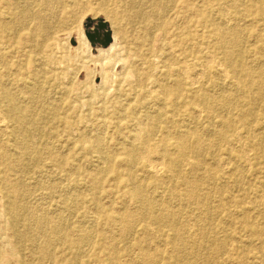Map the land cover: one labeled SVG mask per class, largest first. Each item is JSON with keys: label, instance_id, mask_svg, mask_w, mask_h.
Masks as SVG:
<instances>
[{"label": "rangeland", "instance_id": "rangeland-1", "mask_svg": "<svg viewBox=\"0 0 264 264\" xmlns=\"http://www.w3.org/2000/svg\"><path fill=\"white\" fill-rule=\"evenodd\" d=\"M0 114V264H264V0H0Z\"/></svg>", "mask_w": 264, "mask_h": 264}, {"label": "water", "instance_id": "water-1", "mask_svg": "<svg viewBox=\"0 0 264 264\" xmlns=\"http://www.w3.org/2000/svg\"><path fill=\"white\" fill-rule=\"evenodd\" d=\"M83 25L85 28L84 36L91 46H101L105 48L111 43L112 34L108 23H106L104 19L88 18ZM71 43L73 45L75 44L74 41H71Z\"/></svg>", "mask_w": 264, "mask_h": 264}, {"label": "bare ground", "instance_id": "bare-ground-1", "mask_svg": "<svg viewBox=\"0 0 264 264\" xmlns=\"http://www.w3.org/2000/svg\"><path fill=\"white\" fill-rule=\"evenodd\" d=\"M136 2V0H132V4H134ZM138 7V6H137ZM227 12V11H226ZM152 14V13H151ZM152 16H154V15H152ZM32 18V17H31ZM141 18V17H140ZM45 21V20H44ZM105 21V20H104ZM106 22V21H105ZM106 23H108V22H106ZM109 25V24H108ZM228 25V24H227ZM91 29H93V28H91ZM109 29H110V31H111V34H112V41H111V43L107 46V47H105V48H108V47H110V45L114 42V37H113V33H112V30H111V28H110V25H109ZM74 41V40H73ZM75 43H77V41H74ZM79 42H81L80 40H79ZM84 47L86 48V49H84L85 51L86 50H88V49H90V46H89V44L88 43H86V42H84ZM94 49L96 48V49H100L101 47L100 46H94L93 47ZM103 48V47H102ZM93 50V49H92ZM94 53V52H93ZM212 55H210V57H211ZM209 59H212V58H209ZM208 61V60H207ZM218 62V61H217ZM212 64V63H211ZM215 64H216V61H215ZM219 64V63H218ZM188 65V64H187ZM195 65V64H194ZM198 65V64H197ZM186 66V65H185ZM190 66H192V65H190ZM204 66V65H203ZM206 66V65H205ZM207 66H209L208 64H207ZM198 67H200V66H198ZM202 68V67H201ZM204 68H206V67H204ZM203 68V69H204ZM202 69V70H203ZM218 69V68H217ZM222 69V68H221ZM225 69V68H224ZM223 69V70H224ZM185 70H187L186 68H185ZM188 70H190V68H188ZM197 70V69H196ZM199 70V69H198ZM204 70H206V69H204ZM204 70H203V72H204ZM210 70V69H209ZM183 71H184V69H183ZM191 71V70H190ZM194 71V70H193ZM192 71V72H193ZM201 72V71H200ZM223 72V71H222ZM227 72V70H225V73ZM190 73V72H189ZM195 73V72H194ZM198 73H199V71H198ZM197 73V74H198ZM208 73V72H207ZM223 74V75H225L224 77L226 78V75H228V74ZM185 76H186V74H184ZM190 75V74H189ZM200 75H201V73H200ZM204 75V74H203ZM202 76V75H201ZM191 77V76H190ZM196 77V76H195ZM190 79V78H189ZM191 81V80H190ZM263 91V90H262ZM236 96V95H235ZM233 101V100H232ZM1 115V114H0ZM1 120V119H0ZM3 121V120H2ZM0 123H2L1 121H0ZM5 123V122H4ZM137 130V129H136ZM142 131V130H141ZM254 132H255V130H253ZM240 132V131H239ZM253 132V133H254ZM140 133V132H139ZM241 133H244V131H242ZM138 134V133H137ZM234 134H236V132L234 133ZM140 135V134H139ZM242 135V134H241ZM240 135V136H241ZM246 135V134H245ZM240 136H238L239 138H240ZM244 136V135H243ZM247 136V135H246ZM246 136H244L243 137V139L246 137ZM229 139V138H228ZM232 140V139H231ZM241 140V139H240ZM229 141V140H228ZM238 141V140H237ZM134 142V141H133ZM230 142V141H229ZM232 142V141H231ZM230 142V143H231ZM233 144H234V142H233ZM235 144H237L236 143V141H235ZM234 144V145H235ZM246 145V144H245ZM245 145H243V146H245ZM178 146H179V152H183V149H184V147H183V144H181L180 142L178 143ZM218 147V146H217ZM232 147H233V145H232ZM235 147V146H234ZM244 148V147H243ZM246 148V147H245ZM249 148V147H248ZM205 151V150H204ZM246 151V150H245ZM244 151V152H245ZM250 151V150H249ZM32 152V151H31ZM232 152V151H231ZM151 153V152H150ZM250 153V152H249ZM214 154V153H213ZM246 154H247V151H246ZM151 155V154H150ZM154 155V154H153ZM152 155V156H153ZM161 155V154H160ZM148 156V155H147ZM243 156H244V154H243ZM246 156V155H245ZM155 157H157V156H155ZM158 157H160V156H158ZM161 157L162 158H164L162 155H161ZM161 157H160V160H161ZM29 158V157H28ZM138 158V157H137ZM158 159V158H157ZM223 159V158H222ZM248 159H249V156H248ZM248 159H247V161H248ZM147 160H149L148 158H147ZM160 160H159V162H160ZM164 160V159H163ZM162 160V161H163ZM151 161H154V160H151ZM155 161H158V160H155ZM220 161V160H219ZM148 162H150V161H148ZM183 162V161H182ZM182 162H180V163H182ZM187 162V161H186ZM224 162V160L222 161V163ZM249 162H250V160H249ZM151 163V162H150ZM154 163V162H153ZM152 163V164H153ZM162 163V162H161ZM248 163V162H247ZM149 164V163H148ZM225 164V163H224ZM227 164H229V163H227ZM246 163H244V165H245ZM154 165H155V163H154ZM156 165H157V162H156ZM181 165V164H180ZM190 165V164H189ZM220 166H221V164H219ZM250 165V164H249ZM158 166V165H157ZM156 166V167H157ZM172 166L173 167H176V166H178V163L177 162H174L173 164H172ZM184 166V165H183ZM186 166H187V164H186ZM150 167V166H149ZM249 167V166H248ZM159 168V166L157 167V168H154L155 170H157ZM160 168H162V166L160 167ZM221 168V167H220ZM246 168V167H245ZM151 169H153V168H151ZM172 171V170H171ZM178 171V170H177ZM156 173H159V172H157L156 171ZM170 176V175H169ZM239 176V175H238ZM242 176V175H241ZM50 179V178H49ZM204 179V178H203ZM216 183V182H215ZM214 188V187H213ZM55 190V189H54ZM155 193V192H154ZM257 193H259V192H257ZM137 194H139L140 195V192H137ZM163 197V196H162ZM212 199V198H211ZM226 201V200H225ZM253 203H255V202H253ZM160 205V204H159ZM149 207V206H148ZM161 208V207H160ZM211 209V208H210ZM41 211V210H40ZM159 213V212H158ZM157 214V213H156ZM180 214V213H179ZM200 215V214H199ZM205 216V215H204ZM212 216V215H211ZM236 216V215H235ZM41 221V220H40ZM39 221V222H40ZM66 221V220H65ZM32 223V222H31ZM188 224V223H187ZM190 224V223H189ZM39 226H40V224H39ZM138 226V225H137ZM164 226V225H163ZM41 227V226H40ZM59 227V226H58ZM152 227V226H151ZM193 227V226H192ZM39 228V227H38ZM169 228V227H168ZM177 228V227H176ZM61 230V229H60ZM191 231V230H190ZM207 233V232H206ZM150 235V234H149ZM213 237V236H212ZM176 239H177V241L179 242V239L180 238H177L176 237ZM184 239V238H183ZM85 240V239H84ZM188 241V240H187ZM183 242V241H182ZM191 242V241H190ZM92 243V242H91ZM253 245V244H252ZM205 246V245H204ZM190 247V246H189ZM229 247V246H228ZM198 248V247H197ZM89 249V248H88ZM202 249H204V248H202ZM206 249V248H205ZM182 250V249H181ZM117 251V250H116ZM184 251V250H183ZM193 253V252H192ZM196 253V252H195ZM83 254V253H82ZM182 254V253H181ZM197 255V254H196ZM180 256V255H179ZM223 257V256H222ZM197 258V257H196ZM186 260V259H185ZM190 262V261H189ZM200 262V261H199ZM256 262V261H255ZM260 262V261H259ZM201 263V262H200ZM257 264V263H256Z\"/></svg>", "mask_w": 264, "mask_h": 264}]
</instances>
